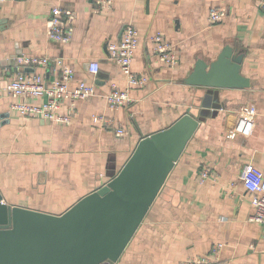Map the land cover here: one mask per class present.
<instances>
[{"label":"crops","instance_id":"crops-1","mask_svg":"<svg viewBox=\"0 0 264 264\" xmlns=\"http://www.w3.org/2000/svg\"><path fill=\"white\" fill-rule=\"evenodd\" d=\"M264 0H115L112 9H97L94 0H1L0 3V191L4 201L61 214L109 181L129 159L139 141L165 129L188 109L199 113L208 88L185 79L196 61L217 59L226 45L243 53L241 73L247 88H222V109L205 117L170 173L117 264H179L204 257L208 264H264L262 227L241 174L246 165L264 169ZM73 14L71 42L49 39L52 9ZM212 7L226 9L215 24ZM127 24L141 34L133 70L149 77L130 88L128 106L110 109L112 85L129 87L108 45L119 42ZM161 32L179 56L176 67L160 61L151 41ZM47 56V66H23L19 58ZM61 58L81 80L96 84V95L65 100L59 114L70 123L41 116L24 117L16 102L43 104L47 97L15 98L6 86L18 70L41 73L52 84L60 78ZM100 70L90 74L92 62ZM216 97V96H215ZM242 108H247L246 111ZM254 111L253 113H250ZM94 116L103 119L95 121ZM127 130L118 136L115 127ZM208 177L202 180V171ZM223 243L219 254L213 247Z\"/></svg>","mask_w":264,"mask_h":264},{"label":"water","instance_id":"water-1","mask_svg":"<svg viewBox=\"0 0 264 264\" xmlns=\"http://www.w3.org/2000/svg\"><path fill=\"white\" fill-rule=\"evenodd\" d=\"M243 58L231 45L212 62L199 58L185 79L209 90L199 113L188 109L169 127L143 137L106 184L64 213L9 204L0 191V264H117L200 123L222 109L218 90L250 86L241 73Z\"/></svg>","mask_w":264,"mask_h":264},{"label":"built area","instance_id":"built-area-1","mask_svg":"<svg viewBox=\"0 0 264 264\" xmlns=\"http://www.w3.org/2000/svg\"><path fill=\"white\" fill-rule=\"evenodd\" d=\"M96 8L112 9L115 0H94ZM264 4V2H263ZM227 15L226 9L222 7H212L209 11L208 19L211 24L221 22ZM74 17L71 11L56 6L52 9L48 19L47 34L49 39L60 43L67 44L71 42L73 35ZM140 31L133 24H127L124 27L122 39L117 43L108 45L109 58L115 61L121 68L123 74L127 77L129 87L122 89L117 84H113L111 91L106 96L107 106L110 109H117L128 106L132 97L130 88L133 86H144L149 80L148 75L138 74L133 70V62L135 51L140 43ZM154 44V52L162 63L169 67H176L179 63V56L172 44L166 41L161 32H157L150 38ZM51 59L47 56H26L19 58V63L23 66H47ZM60 66V78L48 84L45 77L41 73H28L23 69L18 70L15 77L12 78L6 90L9 95L15 98H41L47 97L43 104H30L27 102H16L13 108L17 109L22 116H41L45 119L60 123H70V115L59 114V109L65 100L69 101L72 109H75L79 100H85L96 95V84L81 80L73 86L76 71L74 67L66 64L63 59L54 60ZM100 70L98 61L91 63L90 74H97ZM246 111L247 108H242ZM251 111L250 113H253ZM101 116H94V120H102ZM118 136L127 134V130L123 126L115 127ZM209 171H202V180L208 177ZM241 180L248 193L251 196V203L254 213L250 217L251 221L258 223L262 227V240L264 241V169H260L252 164L246 165ZM223 243H218L213 247V252L218 255ZM209 260L204 257L190 258L179 264H208ZM101 264H114L106 261Z\"/></svg>","mask_w":264,"mask_h":264}]
</instances>
